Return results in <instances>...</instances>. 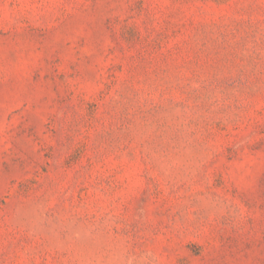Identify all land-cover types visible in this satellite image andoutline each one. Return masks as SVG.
<instances>
[{
  "label": "rangeland",
  "instance_id": "obj_1",
  "mask_svg": "<svg viewBox=\"0 0 264 264\" xmlns=\"http://www.w3.org/2000/svg\"><path fill=\"white\" fill-rule=\"evenodd\" d=\"M0 264H264V0H0Z\"/></svg>",
  "mask_w": 264,
  "mask_h": 264
}]
</instances>
